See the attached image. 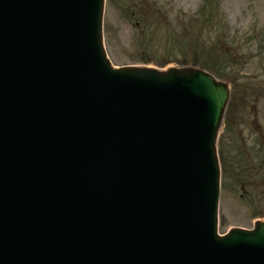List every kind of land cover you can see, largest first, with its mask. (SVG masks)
Returning <instances> with one entry per match:
<instances>
[{"label":"water","instance_id":"1","mask_svg":"<svg viewBox=\"0 0 264 264\" xmlns=\"http://www.w3.org/2000/svg\"><path fill=\"white\" fill-rule=\"evenodd\" d=\"M104 8L0 0V264H170L174 229L195 226L218 242L210 264H237L242 249L244 264H264V221L220 238L217 207L187 199L193 164L218 200L229 83L192 65L114 68ZM138 146L145 177L128 163ZM240 232L247 241L231 246Z\"/></svg>","mask_w":264,"mask_h":264},{"label":"rangeland","instance_id":"2","mask_svg":"<svg viewBox=\"0 0 264 264\" xmlns=\"http://www.w3.org/2000/svg\"><path fill=\"white\" fill-rule=\"evenodd\" d=\"M211 1L215 14L204 22V0H106L104 40L115 66L205 61L230 83L218 140L225 232L264 220V0Z\"/></svg>","mask_w":264,"mask_h":264},{"label":"bare ground","instance_id":"3","mask_svg":"<svg viewBox=\"0 0 264 264\" xmlns=\"http://www.w3.org/2000/svg\"><path fill=\"white\" fill-rule=\"evenodd\" d=\"M144 138L146 139V137ZM143 150L145 151V149L140 146L134 147L133 152L129 153V157H128V163H130V165L132 166L135 172H139L138 174L140 177H145V175L149 174L148 172H145V171H138V168L143 160V156H142V154L144 153ZM182 157L184 159L186 158H189L191 160L194 159L192 157H188V156L186 157L185 155H182ZM182 157H181V161L178 162L179 165H177V167L173 169L174 173H181L183 171L182 168H184V160L182 159ZM170 158L176 161L178 159V155L177 154L170 155ZM193 168H194L193 164H189L186 167L187 173L190 175L188 180L192 183V187L189 190H187V193H188L187 199L197 201L198 202L197 206L199 208H201L202 210H205V212L207 211L208 213H212L216 207L218 209L219 201L214 199L213 197H209L208 195H211L210 192H212V190L215 187H217L218 189V186L216 184H213L212 187H209V188L206 187L205 186L206 180L203 177H199V179H197L193 176V170H194ZM120 178L123 179L122 175L120 176ZM150 180H152V177H150ZM197 180L199 182H196ZM219 185H220L219 190L222 192V179L219 180ZM202 188L203 190L201 191ZM189 191H191V193ZM185 211L187 212V216H190V212L187 211L186 208H185ZM198 222L200 225H202V220ZM189 223L194 224L195 221L190 220ZM140 230H145L142 225H140L138 229L139 236L143 239H148V237H144L141 234ZM179 231H180L179 228H175L170 238L171 240L170 246H172L173 251H174V253L171 254V259L168 261L170 264H176V263L177 264H210L211 260H214L216 257L219 256L217 252L214 254L213 250L211 251L203 250L200 246H198L199 248H195L193 244H194V241L197 239L190 238V236L192 235H188L186 238H184V236L182 237L180 235L178 236ZM240 233H237L236 235L232 237V239H230L231 246H234L238 243L240 244L241 243L240 240H244V242L247 241L248 236H246L243 233L241 234ZM210 255H213V256L210 257ZM204 257L206 260H208L207 262H205L202 259ZM96 260H97V257L92 258L93 262H96ZM187 262H190V263H187ZM140 264H144V263L141 262ZM147 264H150V263H147Z\"/></svg>","mask_w":264,"mask_h":264},{"label":"trees","instance_id":"4","mask_svg":"<svg viewBox=\"0 0 264 264\" xmlns=\"http://www.w3.org/2000/svg\"><path fill=\"white\" fill-rule=\"evenodd\" d=\"M204 1L206 2L205 3L206 5H204L201 8V10H200V12H199L198 15L200 16V18H201L202 21L207 22V21H210L213 18L214 14H215L214 13V5H212V1L211 0H204ZM196 61H198V60H196ZM209 61L210 60L207 59V62H209ZM203 63H204V65H206L205 64V61L202 62V64ZM212 69H213V67H212ZM214 70H216V69H214Z\"/></svg>","mask_w":264,"mask_h":264}]
</instances>
